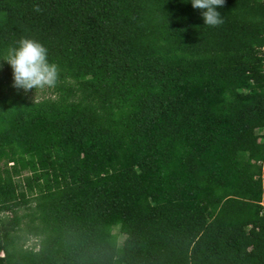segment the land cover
Here are the masks:
<instances>
[{
    "label": "trees",
    "instance_id": "obj_1",
    "mask_svg": "<svg viewBox=\"0 0 264 264\" xmlns=\"http://www.w3.org/2000/svg\"><path fill=\"white\" fill-rule=\"evenodd\" d=\"M217 11L0 0V56L60 69L33 97L0 60V264H264V0Z\"/></svg>",
    "mask_w": 264,
    "mask_h": 264
},
{
    "label": "clouds",
    "instance_id": "obj_2",
    "mask_svg": "<svg viewBox=\"0 0 264 264\" xmlns=\"http://www.w3.org/2000/svg\"><path fill=\"white\" fill-rule=\"evenodd\" d=\"M194 9L201 10L204 24L217 27L224 23L217 7H223L225 0H191ZM34 11L40 12L39 4ZM48 49L38 40L22 37L18 45L10 47L0 60L7 62L13 69V87L28 92L32 89L55 87L60 76L56 63L49 61Z\"/></svg>",
    "mask_w": 264,
    "mask_h": 264
},
{
    "label": "rangeland",
    "instance_id": "obj_3",
    "mask_svg": "<svg viewBox=\"0 0 264 264\" xmlns=\"http://www.w3.org/2000/svg\"><path fill=\"white\" fill-rule=\"evenodd\" d=\"M9 71L12 73L13 76V70L9 69ZM47 94L45 91H43V89H37V90H33L30 92V95H32L33 97H37V96H41V95H45Z\"/></svg>",
    "mask_w": 264,
    "mask_h": 264
},
{
    "label": "built area",
    "instance_id": "obj_4",
    "mask_svg": "<svg viewBox=\"0 0 264 264\" xmlns=\"http://www.w3.org/2000/svg\"><path fill=\"white\" fill-rule=\"evenodd\" d=\"M261 203H262V204H264V202H263V201H262Z\"/></svg>",
    "mask_w": 264,
    "mask_h": 264
}]
</instances>
